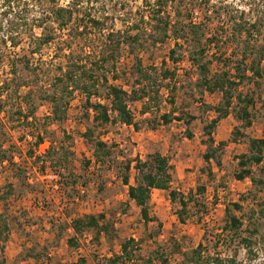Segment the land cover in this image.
Here are the masks:
<instances>
[{
	"label": "rangeland",
	"instance_id": "rangeland-1",
	"mask_svg": "<svg viewBox=\"0 0 264 264\" xmlns=\"http://www.w3.org/2000/svg\"><path fill=\"white\" fill-rule=\"evenodd\" d=\"M68 0H60L62 6L67 5ZM85 11L100 16H106L107 29L124 31L132 35H140V44L129 50L123 46L122 57L118 62V72L122 75L116 83L130 90L135 84L136 77L125 75L138 57L142 60L143 67H147L154 75L155 69L164 68L176 70V76L172 80L158 79L160 88L159 101L152 102L146 115L140 111L143 101L130 103L138 128L122 124H108L98 126L92 121L83 109L84 98L77 93L71 100L67 119L50 125V134L40 151H44L50 144V140L58 143L60 140L70 145L74 151L73 169L78 175L86 179V186L80 188L79 193L73 199L67 201V194L60 189V180L53 175L42 177L37 181V172L31 165L24 164L30 181L34 184V192H21L17 190L11 195L6 206L8 210V222L10 231L6 243L5 253L0 254L5 264H75L79 259H85L86 264H107V259L121 252V244L129 238H134L138 243L139 254L149 257L155 251L167 255L169 264H180L183 261V253L191 254L200 243L205 247L201 261L196 264H209L212 258H220L224 264H230V259L236 255L234 264H264V219L260 232L254 236L244 232V237H250L252 244L249 248L228 240L227 234L222 230L226 217V207L246 198L241 205L243 211L249 212L257 202L264 199V189L254 190L253 196L248 195L253 188L250 179L239 181L234 174L237 169V157L248 151L250 138H264V88L255 95L256 106L252 109V125L242 128L235 113L222 120L212 135L215 144L226 142L224 150L220 152L221 164L212 163L215 176L209 180L205 173L206 163L203 155L207 151L206 137L203 127L210 121L214 114L207 110L209 105H217L220 96L217 94H202L195 85L197 72L184 52L183 60L173 63L168 57L169 50L174 47L171 32L163 35L157 18L156 10L158 0H83ZM253 0H170L167 7L162 8L160 16L171 21V30L180 22L186 24H198L205 21L206 37L212 34L218 35L221 44L218 48L210 47V55L218 51H239L237 41L224 43V30L230 28L228 16L235 15L236 11L247 10ZM264 5V0H257ZM45 5V3H44ZM45 9L46 6H44ZM41 11L40 9L38 12ZM197 12L195 23L191 20L192 14ZM218 12V13H216ZM251 18V17H248ZM37 35H41V29H35ZM59 34L56 43L63 41L66 36ZM98 45L105 41V32L97 34ZM63 36V37H62ZM223 36V38H222ZM61 38V39H60ZM162 39V42H155ZM31 40L24 36L18 48H5L8 58H26L36 72L20 71L23 81L30 83L20 89L18 96H14V103L19 101L30 87L42 93H52L54 90V77L60 73L61 67H65V54L55 44L45 46L38 54L30 52ZM73 58L81 56L87 60L90 50L87 43L77 36L72 42ZM58 45V44H57ZM178 48V52L187 51ZM67 53V52H66ZM212 57V56H211ZM21 69V68H19ZM217 63L213 65V71L219 70ZM125 75V76H124ZM10 77L7 62L0 66V85ZM245 89V88H243ZM104 88L102 93L104 94ZM95 99V98H94ZM5 100V99H4ZM0 100V106L6 105L5 111L10 110L11 103ZM37 116L42 120L51 114V105L47 101L37 98ZM103 101V99H102ZM174 115H194L189 131L192 138L187 136L185 120H173L168 125H158L160 116L164 113ZM6 112L0 113V146L8 148L10 144L18 145L20 151L26 150L33 142L32 130L13 129L16 122H9ZM186 119V117H185ZM239 128L244 136L233 140V130ZM91 129L95 138H102L108 143L117 145L119 159L110 167L98 168L94 164L92 148L89 145L85 133ZM64 134L66 137L63 139ZM68 135V136H67ZM22 141V142H21ZM18 150V149H17ZM18 150V151H19ZM16 151V152H18ZM159 152L169 158L175 168L172 187L187 195L195 191L199 185L206 187V193L200 197L204 205V212H192L186 223H181L177 216L179 205L170 200L169 192L154 189L150 201V215L154 221L145 223L141 217L140 208L128 197V187L123 183L124 158L144 160L149 153ZM55 156V154H53ZM91 163L86 167V163ZM263 162L254 167L256 176L264 180ZM130 183L136 184L138 173L132 169L129 173ZM19 183L7 166L0 165V188L7 189L13 184L17 188ZM20 184V183H19ZM4 207V208H5ZM193 208L194 205L192 204ZM257 207V206H256ZM258 208V207H257ZM197 210V209H196ZM190 211H192L190 209ZM238 213L237 211H235ZM89 214H104L113 225L109 236L102 234L97 241L93 232H85L78 238V246L70 248L67 238L73 235L72 229L63 231L60 225L71 218L83 217ZM192 214V215H193ZM11 215H14L12 217ZM200 218V220H199ZM54 223V224H52ZM60 223V225L58 224ZM159 223L161 227H158ZM251 230V228H248ZM62 234V236L58 235ZM220 237V239H219ZM209 259V260H207ZM187 261V260H186ZM153 264H163L155 261ZM187 264H193L187 261ZM214 264V263H210Z\"/></svg>",
	"mask_w": 264,
	"mask_h": 264
},
{
	"label": "trees",
	"instance_id": "trees-1",
	"mask_svg": "<svg viewBox=\"0 0 264 264\" xmlns=\"http://www.w3.org/2000/svg\"><path fill=\"white\" fill-rule=\"evenodd\" d=\"M59 1L0 0V66L7 62L10 73V77L0 85V100L5 99L4 102L11 103L12 106L8 111H5L6 105L5 107L0 106V113L6 112L9 122L17 123L13 129H26L34 132L32 134L33 142L24 151H20L18 145L10 144L8 148L0 146V165L7 166L12 172V176L20 183H17V188H14L13 184L5 190L0 188V254L2 255L5 253L10 231L7 213L9 209L5 207L6 201L19 189L21 192L28 193L35 190V183L28 178L29 172L26 171L24 164L29 163L36 169L37 181L51 175L58 177L61 191L68 196L67 201L73 199V196L79 193L78 190L87 184L84 176L74 172L72 160L74 151L65 141L60 140L56 143L50 140L49 146L44 151H40L42 145L48 140L50 125L67 119L74 95L79 93L83 96L85 104L83 109L88 116L92 110L94 124L106 126L119 123L138 128L130 103L143 101L140 113L146 115L150 110V104L152 102L157 104L159 101L162 83L158 84V79L160 78L164 82L168 79L172 80L176 76V70L171 71L163 66L160 69H155L156 76L154 77L147 67H143L142 60L136 57L129 72L125 74L136 77L135 84L130 86V90L125 89L116 83L122 77L118 72V62L122 57L123 46L127 45L133 53L132 50L135 46L140 44V35L137 33L132 35L119 30L110 31L106 26L107 17L95 15L88 10L85 11L83 0H68L65 6L60 5ZM169 2L170 0H158L157 3L160 6L156 10L157 15H155L159 20L163 35L166 36L170 31L174 40V47L169 50L168 57L176 64L183 60L184 52H187L188 61L197 72L195 85L199 91L202 94L208 92L220 96L217 105L207 106V110L212 111L214 117L203 127L207 144V151L203 155L206 163L205 173L211 180L215 176L212 163L215 162L220 166V152L226 145L224 141L215 144L212 135L214 129L232 111L235 113L236 119L241 122L242 128L250 127L252 125V109L256 106L255 95L257 91L260 92L264 88V5L253 0L247 10L236 11L235 15L228 16L227 26L230 30H224V34L227 32L224 43L237 41L236 47L240 48L239 51L216 50L210 55L209 48H218L221 44L218 35L212 34L206 37L207 23L205 21L198 24L178 22L172 26L173 30H171V21L158 17L162 8L167 7ZM39 9L41 11L38 12ZM36 28L42 30L41 35L36 34ZM101 32H105V41L99 46L97 34ZM59 34H64L63 36L66 37L63 41L56 43V39L60 37ZM24 36H28L31 40L30 52L33 55L38 54L45 46L56 43L57 50L59 49L65 54L66 63L65 67H61L60 73L54 77L52 93L41 94L39 90L30 87L18 97L19 101L14 103V96H18L20 89L30 86L29 82L23 81L19 70L22 72L28 70L32 73L36 70L26 58L7 59L4 49L18 48ZM77 36L87 43L90 50L89 55L92 54V56H88L87 60L81 56L73 58L75 51L71 42ZM161 40L156 39L155 42H162ZM184 46L189 49L179 53L178 48L184 49ZM214 63L220 67L219 70L213 71ZM102 88L105 89L104 94ZM37 98L47 101L51 105V114L42 120L37 116ZM185 117L182 114L174 115L173 112L164 113L160 116L158 125H168L173 120H185L187 136L192 138L193 134L189 131V127L196 117L189 114H186ZM94 136L91 129L85 133L92 148L94 164L98 168L116 164L119 159L117 145ZM243 136L244 132L239 128L233 130V140ZM65 137L64 134L63 139ZM248 146V151L237 157L238 163L234 176L239 181L251 180L253 188L250 189L248 195L253 196L254 190L264 189V180L256 176L254 171V167L260 165L264 160V138H250ZM90 165L91 163H86V167H90ZM122 165L124 169L122 180L128 187L129 200L140 208L141 217L145 223L155 220L150 215L149 206L154 189L169 192L170 200L179 205L177 216L183 224L191 216H194V212H204L205 207L199 198L206 193V187L199 185L195 191H190L187 195L173 188L175 168L168 157L154 152L147 154L144 160L124 158ZM132 169L138 173L136 184L130 183L129 173ZM261 172L264 173V168L261 169ZM255 196L256 194L253 198ZM245 199L242 197L239 202H234L231 207H226L222 230L227 234L228 240L230 238L231 242H237L239 245L249 248L252 240L250 237H244L243 234L248 232L254 236L260 232L261 221L264 219V199L256 203L258 208L256 206L250 208L249 212L243 211L244 208L241 205ZM11 216L14 217V215ZM68 216L69 221L61 223L63 225L58 224L63 231L72 229L73 235L67 238V245L70 248L78 246V238L85 232H93L94 238L98 241L102 234L109 236L113 229V225L104 214H89L75 218H71V215ZM158 227H161L160 223ZM59 236L62 234L57 238ZM138 245L139 243L134 238L127 239L121 244V252L109 257L107 264H153L158 260L163 264H169L167 255L158 250L149 257H142L139 254ZM204 248L200 243L191 254L183 253L179 248L183 255V261L180 264H187V261L193 264L200 262ZM229 261L230 264H234L236 255ZM224 262L216 257L212 258L209 264H224ZM0 264H5L4 258L1 259ZM75 264H86V261L79 259Z\"/></svg>",
	"mask_w": 264,
	"mask_h": 264
},
{
	"label": "built area",
	"instance_id": "built-area-1",
	"mask_svg": "<svg viewBox=\"0 0 264 264\" xmlns=\"http://www.w3.org/2000/svg\"><path fill=\"white\" fill-rule=\"evenodd\" d=\"M197 15H198V13L197 12H194L193 14H192V18H191V20L195 23L197 20H200L198 17H197Z\"/></svg>",
	"mask_w": 264,
	"mask_h": 264
}]
</instances>
